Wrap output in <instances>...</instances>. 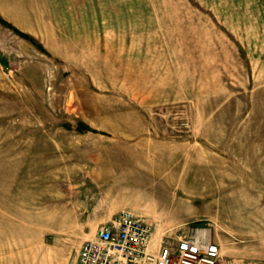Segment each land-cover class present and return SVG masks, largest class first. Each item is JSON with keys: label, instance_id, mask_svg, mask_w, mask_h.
Returning a JSON list of instances; mask_svg holds the SVG:
<instances>
[{"label": "rangeland", "instance_id": "374dc122", "mask_svg": "<svg viewBox=\"0 0 264 264\" xmlns=\"http://www.w3.org/2000/svg\"><path fill=\"white\" fill-rule=\"evenodd\" d=\"M110 200L264 264V0H0V264H73Z\"/></svg>", "mask_w": 264, "mask_h": 264}, {"label": "built area", "instance_id": "2783aa9c", "mask_svg": "<svg viewBox=\"0 0 264 264\" xmlns=\"http://www.w3.org/2000/svg\"><path fill=\"white\" fill-rule=\"evenodd\" d=\"M219 244L198 230L153 240L152 224L128 209L102 223L84 240L76 264H220Z\"/></svg>", "mask_w": 264, "mask_h": 264}, {"label": "crops", "instance_id": "0c3cea01", "mask_svg": "<svg viewBox=\"0 0 264 264\" xmlns=\"http://www.w3.org/2000/svg\"><path fill=\"white\" fill-rule=\"evenodd\" d=\"M129 166L131 169H126V166L123 165V166H121L122 171L114 173L113 169L110 166L108 167V164H105L104 166L98 165L97 170H94V171H98V172H94L93 175L90 174L88 177H92L91 179L93 182H135L136 184H134L132 186H129V185L123 183L124 185L122 184L123 186L120 190H122L124 195H130V196L136 195L138 197H141V195L143 194L142 185H141V183H137V182H144L143 177H142V173L140 172V167L138 165H137V168L135 166H133V167L131 165H129ZM84 176H85L84 178H87L86 175H84ZM145 193L148 196L149 194H151V191L149 190V191H146ZM129 207H131V204L128 202L122 203V202L110 200L104 206L100 205L99 207H97L96 210L92 214L88 215L87 218H92V219L96 220L95 221V229H96L97 227L100 226V223L103 220H104L103 222H105V221L111 219L115 213H117L118 211H120L122 209H128V210H131L133 212L132 208H129ZM186 207H187L186 204L184 205V204L178 202L177 204L174 205L173 210H175V211L183 210ZM70 218H73V216H70ZM79 249H80V246L77 248L73 264H76V262H77Z\"/></svg>", "mask_w": 264, "mask_h": 264}]
</instances>
